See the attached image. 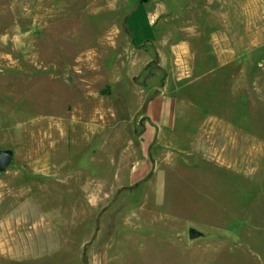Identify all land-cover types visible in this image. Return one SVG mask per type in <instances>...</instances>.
<instances>
[{
    "label": "rangeland",
    "instance_id": "obj_1",
    "mask_svg": "<svg viewBox=\"0 0 264 264\" xmlns=\"http://www.w3.org/2000/svg\"><path fill=\"white\" fill-rule=\"evenodd\" d=\"M2 147L0 264H264V0H0Z\"/></svg>",
    "mask_w": 264,
    "mask_h": 264
},
{
    "label": "crops",
    "instance_id": "obj_2",
    "mask_svg": "<svg viewBox=\"0 0 264 264\" xmlns=\"http://www.w3.org/2000/svg\"><path fill=\"white\" fill-rule=\"evenodd\" d=\"M151 23H153L152 20ZM178 105V99L173 93L161 91L160 93L153 96L147 105V122L155 124L157 126V132L169 131L171 129H174V124L176 122V110L178 109ZM56 247L58 248V246L49 244L46 246L44 251L54 250L56 249ZM0 250L3 253H5V251L8 252L6 246L3 244H0ZM18 250L20 249L18 248V246H16L10 249L9 251L14 256L16 251ZM29 251L33 252V249L30 248ZM63 264H84L81 259L80 251L76 256H73ZM90 264H111V262L108 260L103 261L100 258L98 260L91 259Z\"/></svg>",
    "mask_w": 264,
    "mask_h": 264
},
{
    "label": "water",
    "instance_id": "obj_3",
    "mask_svg": "<svg viewBox=\"0 0 264 264\" xmlns=\"http://www.w3.org/2000/svg\"><path fill=\"white\" fill-rule=\"evenodd\" d=\"M15 158V149L12 147L0 148V175L7 172ZM188 243L190 246L205 240H214L219 238V234L212 230L205 229L194 222L187 225Z\"/></svg>",
    "mask_w": 264,
    "mask_h": 264
}]
</instances>
